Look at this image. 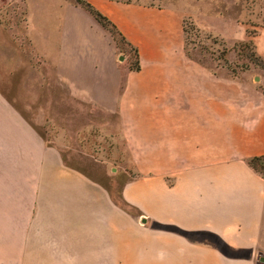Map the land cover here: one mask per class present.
Segmentation results:
<instances>
[{"label":"crops","instance_id":"obj_1","mask_svg":"<svg viewBox=\"0 0 264 264\" xmlns=\"http://www.w3.org/2000/svg\"><path fill=\"white\" fill-rule=\"evenodd\" d=\"M90 1L136 48L138 69L74 0L37 28L25 0L22 38L0 26V264H264V176L248 161L264 154V75L255 83L189 57L180 7ZM251 37L264 55V25ZM22 39L73 100L117 114L139 173H111L22 114Z\"/></svg>","mask_w":264,"mask_h":264},{"label":"rangeland","instance_id":"obj_2","mask_svg":"<svg viewBox=\"0 0 264 264\" xmlns=\"http://www.w3.org/2000/svg\"><path fill=\"white\" fill-rule=\"evenodd\" d=\"M59 1L26 0L36 28L45 13L57 8ZM144 1L174 5L183 10L184 49L189 57L217 72L247 77L259 83L260 75H264V57L257 58L254 54L257 51L251 36L258 32L259 26L264 25V0ZM25 12V0H5L0 7V26L12 30L15 37L22 38ZM241 22L246 27L245 38H242L245 33ZM106 28L118 46L129 54V66H140L136 48L123 39L115 28ZM248 39L254 45L242 43ZM17 44L24 49L25 57L28 55L30 77L29 85L17 90L27 102H16L15 105L33 126L47 140L60 136L65 143L75 144L95 158L104 160L111 173L118 169H125L132 175L139 173L117 114L73 100L67 87L56 78L53 64L35 54L27 39ZM36 113L45 114L43 124L35 121ZM183 153L191 161L201 158V146H189Z\"/></svg>","mask_w":264,"mask_h":264},{"label":"trees","instance_id":"obj_3","mask_svg":"<svg viewBox=\"0 0 264 264\" xmlns=\"http://www.w3.org/2000/svg\"><path fill=\"white\" fill-rule=\"evenodd\" d=\"M79 4L84 6L86 9H88L95 18L105 27H113L115 30L124 38L120 30L117 28L115 23L106 15L104 14L100 9H98L92 2L89 0H76ZM244 45H254L253 41L251 39H248L244 42H242ZM257 58L264 57V55L259 54L258 52H254ZM134 69H138L139 65L133 66ZM249 163L256 169H258L261 174L264 176V154L261 155H254L249 158Z\"/></svg>","mask_w":264,"mask_h":264}]
</instances>
